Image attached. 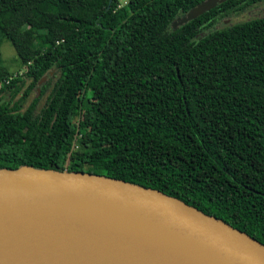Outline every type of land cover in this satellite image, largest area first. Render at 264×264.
<instances>
[{"label":"trees","instance_id":"trees-1","mask_svg":"<svg viewBox=\"0 0 264 264\" xmlns=\"http://www.w3.org/2000/svg\"><path fill=\"white\" fill-rule=\"evenodd\" d=\"M201 1L0 0L25 68L0 58V168L138 184L264 244V15L220 26L264 0L173 24Z\"/></svg>","mask_w":264,"mask_h":264},{"label":"water","instance_id":"water-1","mask_svg":"<svg viewBox=\"0 0 264 264\" xmlns=\"http://www.w3.org/2000/svg\"><path fill=\"white\" fill-rule=\"evenodd\" d=\"M224 1L202 0L173 24ZM0 264H264V244L158 190L21 166L0 168Z\"/></svg>","mask_w":264,"mask_h":264},{"label":"rangeland","instance_id":"rangeland-1","mask_svg":"<svg viewBox=\"0 0 264 264\" xmlns=\"http://www.w3.org/2000/svg\"><path fill=\"white\" fill-rule=\"evenodd\" d=\"M125 1L126 0H119V3L124 4ZM255 7H258V8L254 9ZM263 8H264V3L260 2L256 5L249 7L248 9H246L245 11L241 12L238 15H234L230 18H225L220 23V26H224L227 23H236V22L245 21L248 19H252V18L259 17L261 15H264V11H262ZM0 58L2 59L4 66L10 72H12V73H16V72L23 73L25 71V68H22L19 65V61L17 59V55L15 53L13 46L11 45L9 40L6 38V36H4V34L2 32H0ZM44 81L45 80L43 78L41 80L40 84H42ZM39 86L40 85H37L32 90V92L27 97V99L24 103V106H27L35 96H38L40 94V91L38 92ZM47 94L48 93L46 92L41 96V98L39 99L38 105H37V109H40L43 106L45 99L47 97Z\"/></svg>","mask_w":264,"mask_h":264},{"label":"flooded vegetation","instance_id":"flooded-vegetation-1","mask_svg":"<svg viewBox=\"0 0 264 264\" xmlns=\"http://www.w3.org/2000/svg\"><path fill=\"white\" fill-rule=\"evenodd\" d=\"M261 3H264V2H261ZM256 8H258V7H255L254 9H256ZM250 11V10H249ZM262 11H264V8L262 9ZM227 24H232V23H227ZM226 24V25H227ZM218 27H219V25H218Z\"/></svg>","mask_w":264,"mask_h":264}]
</instances>
